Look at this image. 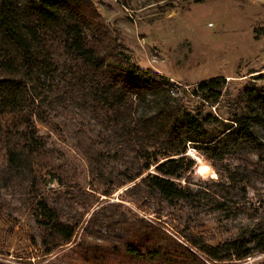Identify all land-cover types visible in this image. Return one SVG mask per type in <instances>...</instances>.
<instances>
[{
  "label": "trees",
  "instance_id": "trees-1",
  "mask_svg": "<svg viewBox=\"0 0 264 264\" xmlns=\"http://www.w3.org/2000/svg\"><path fill=\"white\" fill-rule=\"evenodd\" d=\"M131 62L90 1L0 0V187L29 197L47 255L72 243L83 215L76 213L74 222L66 223L58 205L36 195L38 173L56 170L44 162L46 147L36 126L43 123L38 100L45 92L60 107L77 109L95 123V139L81 129L74 146L96 180L115 189L134 183L130 195L182 201L191 208L207 202L223 212L230 211L233 197L244 198L252 182L264 179V87L247 89L246 111L230 123L220 121L217 131L211 127L215 117L203 116L197 107L182 108V95L171 98ZM224 82L205 81L191 94L200 105H217ZM149 111L155 117L149 119ZM192 148L215 163L232 156L237 165L227 170L226 182L193 191L175 183L195 165L186 156ZM110 156L121 171L108 172ZM103 210L108 212L99 224L108 237L84 231L91 240L84 235L73 247L85 264H225L264 254V216L217 246L185 236L187 248L119 206Z\"/></svg>",
  "mask_w": 264,
  "mask_h": 264
},
{
  "label": "rangeland",
  "instance_id": "rangeland-1",
  "mask_svg": "<svg viewBox=\"0 0 264 264\" xmlns=\"http://www.w3.org/2000/svg\"><path fill=\"white\" fill-rule=\"evenodd\" d=\"M87 1L108 25L121 50L131 57V64L144 77L158 82L161 89H168L171 98L182 95V108L191 111L197 107L203 116L215 117L217 122L211 127L217 131L221 129L220 121L230 123L234 115L246 111L247 89L264 87V0ZM217 78L225 80L218 104H198L191 93L199 84ZM38 105L43 123L36 126L46 147L44 162L53 164L56 170L38 173L36 195L58 205L64 212V222L73 223L76 213L82 214L83 220L72 243L47 255L42 244L43 231L31 211L29 197L20 190L0 187V264H85L73 247L85 232L108 237L104 225L99 224L108 211H100L112 205L119 206L132 219L146 220L187 248L185 236L199 237L208 245L217 246L237 237L264 216V179L252 182L244 198L233 197L229 201L230 211L223 212L214 210L207 202L191 208L182 201L169 204L138 193L130 195L127 191L134 183L115 189L96 180L74 146L81 129L88 138L95 139V123L77 109L60 107L49 92L40 96ZM153 117L154 111H149L148 118ZM186 156L195 160V165L184 179L175 183L187 184L193 191L226 182L227 170L237 165L232 156L215 163L193 148ZM107 163L108 172L122 170V165L111 156ZM0 164L3 165L2 158ZM152 173L153 168L149 171ZM111 188V196L104 197V190ZM90 238L85 235L83 239ZM249 259L252 264H264V254L225 264H249Z\"/></svg>",
  "mask_w": 264,
  "mask_h": 264
},
{
  "label": "clouds",
  "instance_id": "clouds-1",
  "mask_svg": "<svg viewBox=\"0 0 264 264\" xmlns=\"http://www.w3.org/2000/svg\"><path fill=\"white\" fill-rule=\"evenodd\" d=\"M249 264H252V261H251V259H249Z\"/></svg>",
  "mask_w": 264,
  "mask_h": 264
}]
</instances>
